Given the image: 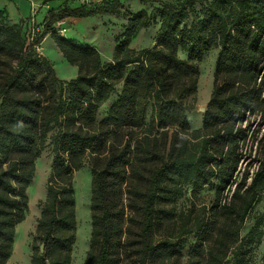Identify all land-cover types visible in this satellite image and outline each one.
I'll list each match as a JSON object with an SVG mask.
<instances>
[{
  "label": "trees",
  "instance_id": "16d2710c",
  "mask_svg": "<svg viewBox=\"0 0 264 264\" xmlns=\"http://www.w3.org/2000/svg\"><path fill=\"white\" fill-rule=\"evenodd\" d=\"M202 1L159 2L156 14L127 13L110 61H102L92 45L56 36L52 25L117 11L119 0L91 7L65 0L49 9L35 41L51 33L65 60L77 67L69 80L58 78L50 61L26 43L24 20L12 23L0 9V264L12 253L15 226L27 212L26 189L47 138L53 165L31 264H71L73 173L86 163L91 236L83 264H251L246 254L264 236V216L244 236L239 232L264 191V0H205L201 17L188 24L189 11ZM155 16L153 46L129 48ZM214 48L213 89L201 127L191 130L184 100L196 89V63ZM116 85L117 98L97 121L96 111ZM248 141L257 142V157L237 179L244 158H251L243 149ZM214 178L213 204L170 228L171 206L185 187L194 194ZM227 186L233 187L230 199L221 203ZM192 232L195 241L183 261L184 237Z\"/></svg>",
  "mask_w": 264,
  "mask_h": 264
},
{
  "label": "rangeland",
  "instance_id": "374dc122",
  "mask_svg": "<svg viewBox=\"0 0 264 264\" xmlns=\"http://www.w3.org/2000/svg\"><path fill=\"white\" fill-rule=\"evenodd\" d=\"M57 0H51L50 9L54 8V3ZM177 0H119V9L113 12H102L85 18L66 17L58 20L52 25L53 34L62 36L79 45L94 46L101 57L102 61H110L118 44V36H120L126 28V14L130 12H138L145 10L148 13L156 14V9L159 7V2H176ZM204 1L193 5L187 16L188 24L195 21L203 14ZM209 1V0H208ZM45 2V5L48 3ZM64 4V3H63ZM45 8V6L43 7ZM48 8V7H46ZM33 10V9H32ZM35 10V9H34ZM32 13V11H31ZM40 12L34 20L35 26H39L40 32L43 30V20L36 21L40 18ZM36 10L34 11V17ZM23 25L27 26V21H22ZM65 27L66 31L61 33L60 28ZM159 27L158 17L155 16V23L146 28H140L131 38L128 47L135 50L150 48L155 43V35ZM27 27L25 29L26 35ZM37 36V37H38ZM54 39L51 33L43 34L40 40L37 52L45 56L53 65L58 78H72L77 74L76 66L69 65L64 59L57 55L55 47L51 45ZM55 43V42H54ZM218 48H214L207 52L203 58L196 63L197 69V84L195 91L185 98V103L189 106L186 112L190 129L201 127L203 111L201 107L207 105L208 99L213 89V71L215 68V60ZM180 58H184L185 54L178 52ZM74 68V69H73ZM129 68V66H128ZM75 70V71H74ZM61 79V80H65ZM66 88V85H64ZM121 85H116L110 97L96 111V120L100 121L106 116L110 104L117 98L120 92ZM150 106H147L146 121L149 120ZM255 126V123H254ZM254 126L252 128H254ZM256 141H248L244 144L246 154L250 152L251 158L246 156L244 161L239 166L240 171L236 174L237 179L245 167L248 166L252 158L257 157ZM53 165V152L49 138L46 139L41 154L35 161V171L31 183L26 189L28 196L27 212L22 222L15 226V233L12 244V253L6 264H31L32 243L35 240L36 228L38 220L41 216L42 201L46 196V183L48 175ZM256 168V163H252L249 167L250 175L253 174ZM217 178H214L212 183L196 190L194 194L189 186L185 187L183 195L171 206L174 217L170 221V228L175 227V223H179L181 218L190 216L192 219L199 213L203 215V207L208 208L215 200V185ZM233 186V185H232ZM232 186H227L223 191L221 203L228 202L232 193ZM73 190L75 198V219L76 231L74 242L71 251V264H83L90 246L91 236V220H90V200H91V171L86 163L80 169L73 173ZM264 216V191L260 193L259 201L250 209L244 223L240 229L239 236H244L250 228L253 227L258 217ZM222 220H220V223ZM264 229V224H262ZM168 232L161 233L167 235ZM161 235V236H162ZM185 246L183 249V258H187L188 249L193 246L195 241L194 233H189L185 237ZM38 242V240H36ZM249 252L246 254L251 264H262V256H264V236L261 240L249 247Z\"/></svg>",
  "mask_w": 264,
  "mask_h": 264
},
{
  "label": "crops",
  "instance_id": "0c3cea01",
  "mask_svg": "<svg viewBox=\"0 0 264 264\" xmlns=\"http://www.w3.org/2000/svg\"><path fill=\"white\" fill-rule=\"evenodd\" d=\"M50 2L51 1H47L48 5H45L43 3V0H0V9L6 10V12L8 13V18L10 19V21L12 23H17V22H20L22 20L27 21V19L29 20L32 9H35L36 14H35L34 18H36V15H38L40 12H42L40 14V18L36 19V21H39V20H43L44 16L47 14L48 10L50 9V6H51V5H49ZM64 2H65V0H57L56 3H54V8L61 7ZM44 6H45V8H43ZM46 7H48V8H46ZM51 45L53 47H55L54 49H56L55 51H57L56 52L57 55L65 60V58L63 57L62 53L60 52V50L58 49L56 44L53 42V43H51ZM66 63H68V62L66 61ZM69 65H71V64H69ZM75 68L77 71V67H75ZM76 75H73V77H75ZM60 79H65V78L62 77ZM69 79H71V78H69ZM69 79H65V80H69Z\"/></svg>",
  "mask_w": 264,
  "mask_h": 264
},
{
  "label": "built area",
  "instance_id": "2783aa9c",
  "mask_svg": "<svg viewBox=\"0 0 264 264\" xmlns=\"http://www.w3.org/2000/svg\"><path fill=\"white\" fill-rule=\"evenodd\" d=\"M75 3H77L78 5H84L87 7H91V6H95L97 4H100L103 0H74ZM34 9L32 10V13L29 17L28 20V24H27V31H26V35H25V41L27 44H33L35 49L38 50L39 48V44L40 41H38L36 43L35 38H37L39 32H40V28L39 26H35V18H34ZM61 33H63L64 31H66L65 27L60 28L59 30Z\"/></svg>",
  "mask_w": 264,
  "mask_h": 264
},
{
  "label": "water",
  "instance_id": "95a60500",
  "mask_svg": "<svg viewBox=\"0 0 264 264\" xmlns=\"http://www.w3.org/2000/svg\"><path fill=\"white\" fill-rule=\"evenodd\" d=\"M205 107H201V110L204 112L205 111ZM40 252H43V244L40 245Z\"/></svg>",
  "mask_w": 264,
  "mask_h": 264
}]
</instances>
